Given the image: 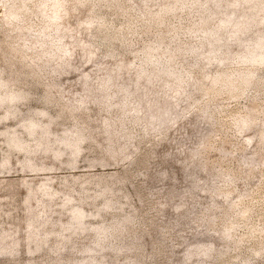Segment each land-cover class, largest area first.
Returning a JSON list of instances; mask_svg holds the SVG:
<instances>
[{
    "label": "rangeland",
    "instance_id": "374dc122",
    "mask_svg": "<svg viewBox=\"0 0 264 264\" xmlns=\"http://www.w3.org/2000/svg\"><path fill=\"white\" fill-rule=\"evenodd\" d=\"M168 1L158 30L153 17L135 25L137 12H159L158 0H133L134 10L116 17L118 10L101 3L85 2L76 12V0H0V39L23 48L25 63H41L46 89L69 108L39 97L23 102L15 94L39 96L41 86L0 84V264H264V123L242 130L238 122L250 108L264 121V86L257 94L232 91L212 99L197 88L217 72L231 73L221 78L229 85L249 71L264 84V1L253 0L257 9L250 11L261 23L224 49L197 35L168 36L172 26H193L201 9L220 7L208 34L224 28L225 39L233 27H243L247 4ZM177 2L183 10L175 9ZM229 14L242 20L235 23ZM99 18L132 31L129 43L103 46V33L90 25ZM163 37L162 62L144 66L143 48ZM172 54L173 72L185 73V85L160 72ZM205 106L215 122L199 111ZM119 121L131 136L115 143L120 158L81 139L94 127L93 140L102 147L107 134L100 128L115 131ZM102 186L117 192L89 200ZM107 200L118 205L98 214ZM117 214L131 217L118 240L126 250L113 256L90 235L111 229ZM43 236L44 250L30 253L33 240ZM64 238L60 248L56 243Z\"/></svg>",
    "mask_w": 264,
    "mask_h": 264
},
{
    "label": "trees",
    "instance_id": "16d2710c",
    "mask_svg": "<svg viewBox=\"0 0 264 264\" xmlns=\"http://www.w3.org/2000/svg\"><path fill=\"white\" fill-rule=\"evenodd\" d=\"M78 1L77 5H74V10L76 12H79L81 9L79 8V5L85 2L92 3V6L96 7L97 3H101L102 5H99L103 8L113 9L118 10L115 12V17L120 16V15H125V14H130V11H133V5H129V3L133 2V0H76ZM147 1V0H144ZM149 1V0H148ZM189 1V0H188ZM264 1V0H262ZM158 2H161V8L159 12L155 16H149L147 14H139L140 12H137L138 14L135 15L136 17V27L139 28L143 22L149 20L150 18H155L158 20V24L156 25V29L162 26L163 20L165 17L169 14L172 2H169L168 0H158ZM223 2H228L231 4L232 7H242L245 4L248 5V15L247 19H245V22H243V27L242 28H237L233 27V29L230 31V35L227 38L221 39V34L224 32V28H218L211 36L208 34L209 31V26L212 18L215 16H218L219 14L223 13L222 8L218 7L213 10H207V9H201L198 13L200 14L198 17V21L191 26L187 30H179L178 26H172V30L170 32V36L168 38H171V40H174L176 36H194L197 35L199 38H202L206 41H208L210 44H213V46L217 49H224L227 48L229 43L235 42L239 39L240 35L248 31L249 29L255 27L256 25H259L260 19L255 18L251 15L250 11L256 10L257 9V3H255L253 0H220V5ZM183 2H177V4L174 6L176 7L175 9L177 10H183L181 7L183 6ZM251 4V6H250ZM17 5H21L23 7L24 3H18ZM18 6V7H19ZM262 7V5H261ZM39 10V9H38ZM72 14V9L68 11V15L71 16ZM23 16V15H22ZM230 17L233 18L234 16V21L235 23L239 22L242 20V18L237 17L236 15L229 14ZM25 18V16H23ZM113 22H106L103 20V18H99V20H93L91 26H93V31L95 33L97 31L103 33V38H102V45L103 46H109L113 45L114 42H117L118 44H128L129 43V37L133 35V32L130 31L129 34H126L125 30L123 28H119L117 26H114V24H111ZM135 27V26H134ZM19 29H16L17 31ZM181 31V32H180ZM43 32H45V29H43ZM132 32V33H131ZM13 37V36H10ZM165 38L157 39L152 46H146L142 50V54L145 57L143 60V65L144 66H156L159 64V62H162L163 58V48L165 47ZM264 51V46L261 48ZM0 52H1V59L4 62V67L0 69V84L3 85L1 86L2 88H6L7 86L13 84L14 82L17 83L18 85H23L27 87H36V86H41L43 89L41 90V94L39 96H33L28 93H15L19 95V98H21L20 101H29L34 97H39V100L47 103V104H55L57 107H62L66 109H69L65 104L61 105L58 102L57 96L54 94L50 93L49 89H46L47 87L49 88V82H44L43 80V74L45 72L43 71V65L41 63H35L33 66L29 65L28 63H25V50L21 47L12 45L10 42H6L3 39H0ZM109 54H112V52H109ZM173 55L171 56L167 55V58L165 59V62L162 63V67L160 69V72H163L164 74H169L172 79L174 80H179L182 85L186 84L187 81H185V73L184 72H173V67H174V61H173ZM121 56H119L117 59L119 60ZM262 58V57H261ZM261 58H254L255 62H260ZM264 58V57H263ZM121 59V58H120ZM264 60V59H263ZM119 63V62H118ZM118 64H114V66H117ZM250 71L248 74H246L241 80V82L237 83L236 86H233V84H228V79L222 80V76H230L231 73H223V72H217L215 75L209 77V83L204 84L201 83L200 85L197 86L199 90H203V92L206 94V96L210 99L216 98L220 94H223L225 92H241L243 90H250L252 93H260L262 92V88L264 84L261 82H257L255 80V77L253 75H250ZM7 76L6 79L2 80V77ZM155 74L151 75L150 78L154 77ZM207 78V76H203V78ZM110 82L115 81V77H110ZM200 82L202 81L201 77L199 78ZM55 84V82H53ZM45 87V89H44ZM14 94V95H15ZM9 99V98H8ZM160 99V98H159ZM59 109V108H58ZM77 110L78 108H74ZM167 109V106L163 104L161 108L159 109V118L163 121L165 117V111ZM79 110V109H78ZM199 111L202 112L203 116H205V119L208 120L209 122H215V118L212 116L214 115V112L212 110H209L207 106L203 107L202 109L200 108ZM79 112V111H78ZM58 115V110L56 112V116ZM240 122V126L242 130L250 129L253 124L259 123V125L263 124L264 121L256 118L255 114L253 111L249 110L247 116L245 119L238 121ZM105 127V126H104ZM103 128H100L102 132H105L107 134V144L103 145L102 147L98 144L99 142H95L93 140V130L95 129L94 127L87 128L81 137L84 141H89L94 143L92 146V149L95 150L96 152H100L104 156H109L110 159H113L114 157H121V150H114V145L117 141L126 138L127 141L131 140V136L126 134L123 130V127H121L120 121L115 124V131L113 130H108L106 126V130ZM81 141V140H80ZM101 149H97L99 147ZM98 150V151H97ZM227 159V158H226ZM131 164V163H130ZM230 183H235L236 178L235 176H231L230 178ZM120 185L123 184L121 181L119 182ZM118 185V184H117ZM117 191L115 188H111L109 186L103 187L100 192H98L94 196H90L88 199L93 200L95 198H99L103 194L107 195H114ZM123 198H125L123 196ZM114 204V205H113ZM113 205V206H112ZM117 206V202L115 200H107L105 203L101 206L99 209V213L103 212H108L109 210H113L114 206ZM116 211H119L118 208H116ZM117 217L115 218L116 224L111 227V229H106V228H97L93 230V233L90 235L95 239L94 244L100 245V248L103 249H109L111 250V254L113 256H116L117 254L125 251L126 249L119 244V236H121V233L125 231L128 226L127 223L129 222V218L131 217V214L127 216H122V215H116ZM47 236H43L39 238L38 240H33V244L30 248V253H37L40 250H44L46 246V239ZM112 240V242H108L107 240ZM67 239H59L56 245L64 246L65 242ZM106 242V243H103ZM17 245V242H14L13 246L15 247ZM63 248V247H62ZM92 250V249H91ZM129 250V249H128ZM15 251V249H14ZM209 251V248H207V252ZM263 254V251L260 250L256 253V255H261ZM221 256V255H219ZM247 259V257H246ZM248 259H250V256H248ZM32 262H28L27 264H32ZM250 261L244 260L242 264H249ZM77 264H83L81 262H78ZM104 264V263H102ZM139 264V262H137Z\"/></svg>",
    "mask_w": 264,
    "mask_h": 264
}]
</instances>
